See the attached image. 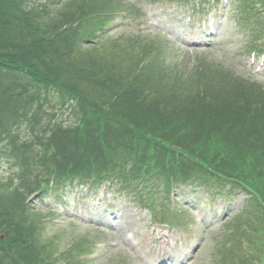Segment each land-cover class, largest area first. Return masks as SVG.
<instances>
[{
  "label": "trees",
  "instance_id": "16d2710c",
  "mask_svg": "<svg viewBox=\"0 0 264 264\" xmlns=\"http://www.w3.org/2000/svg\"><path fill=\"white\" fill-rule=\"evenodd\" d=\"M121 2L0 0V158L17 168V183L0 177V264H71L88 253L77 240L57 254L27 203L87 184L130 189L152 213L172 181L229 185L252 196L253 210L227 223L235 245L264 231V86L209 68L186 82L161 61V45L103 40ZM234 18L247 49L264 44V0H237Z\"/></svg>",
  "mask_w": 264,
  "mask_h": 264
},
{
  "label": "rangeland",
  "instance_id": "374dc122",
  "mask_svg": "<svg viewBox=\"0 0 264 264\" xmlns=\"http://www.w3.org/2000/svg\"><path fill=\"white\" fill-rule=\"evenodd\" d=\"M52 1L49 4L54 7L64 0ZM125 1L130 2V11L126 8L130 17L117 14L106 27L103 40L137 38L161 45V61L186 82L192 74L195 77L209 68L222 72V77L231 75L264 86V57L253 61V54L246 52L248 34L237 27L234 18L237 1H229L225 14L217 0L214 4L213 0L207 2L205 7L203 3L201 8ZM201 1L195 0L197 5ZM45 110H49L48 105ZM59 112L65 115L64 110ZM20 132L22 136L27 134L25 125ZM6 161L0 159V177L17 183V168ZM62 193L59 199L53 193L43 200L38 195L28 196L29 204L44 216L42 233L55 240L58 254L65 253L74 241H83L88 254L77 264H212L213 253L224 243V219L240 210L243 199L239 194L229 203L227 199H204L199 189L179 190L177 200L190 209L181 215L183 225L171 227L156 223L141 205L105 186L96 193L88 188Z\"/></svg>",
  "mask_w": 264,
  "mask_h": 264
}]
</instances>
